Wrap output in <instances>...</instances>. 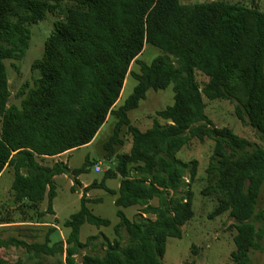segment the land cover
Masks as SVG:
<instances>
[{"label": "trees", "instance_id": "16d2710c", "mask_svg": "<svg viewBox=\"0 0 264 264\" xmlns=\"http://www.w3.org/2000/svg\"><path fill=\"white\" fill-rule=\"evenodd\" d=\"M48 14L61 18L42 57L32 64L39 77L21 89L19 105H9L5 61L24 59L31 26ZM146 44L163 52L150 65L139 60ZM134 63L140 73L131 70ZM129 75L137 86L117 107ZM198 75L207 81L201 84ZM172 85L174 103L156 113L150 129L142 132L130 125L129 112L150 89L163 91ZM205 98L233 103L237 118L260 134L263 145L250 151L252 142L230 128H216L205 112ZM109 116L118 119L110 144L121 143L118 135L127 125L133 145L130 153L117 155V164L101 184L85 188L86 193L97 187L116 196L120 221L104 253L75 261L94 239L80 241L85 224L111 226L92 213L86 196L80 211L63 223L71 230L66 252L63 244L50 246L49 234L43 243L0 240V249L24 248L36 259L33 264L65 253V264H162L167 239H181L182 227L195 216L191 193L180 195L188 185L187 175L195 181L199 164L177 155L192 140L208 139L214 146L202 193L217 201L213 218L228 213L234 220L236 249L230 264H250L254 251H264V235L256 225L263 217L257 205L264 184V11L223 1L184 5L181 0H0V178L13 170L16 204L37 210L48 198L46 213L55 214V177L71 176L78 183L93 162L87 159L71 170L63 162L44 166L37 159L92 144ZM118 178V190L106 186L108 179ZM153 200H158L157 206ZM134 206L142 210L130 220L124 210ZM1 209L0 225L12 223L1 218ZM33 221L23 223H44ZM0 264L9 263L0 258Z\"/></svg>", "mask_w": 264, "mask_h": 264}, {"label": "rangeland", "instance_id": "374dc122", "mask_svg": "<svg viewBox=\"0 0 264 264\" xmlns=\"http://www.w3.org/2000/svg\"><path fill=\"white\" fill-rule=\"evenodd\" d=\"M223 1L229 4H240L246 7L257 8L264 11V0H181L184 5H194L204 2ZM61 16L56 14H48L46 20L31 26L30 47L26 56L21 61L6 60L9 89L11 93L9 105H19L21 89L26 85H33L34 81L39 77V73L32 69L35 60L42 57L46 40L52 35L54 23ZM163 55L162 50L152 46L145 45L143 53L139 60L151 64L158 56ZM171 60L174 58L171 57ZM131 70L140 73V65L134 63ZM198 81L202 84L207 79L202 75H198ZM137 81L128 76L120 100L117 107L133 94ZM206 104V114L214 123L216 128H230L236 135L252 142L253 146L248 150L255 149L258 145H263L260 140V134L248 125H244L235 115V105L228 101H209L204 99ZM174 103L173 85L163 91H154L150 89L147 92L146 99L141 101L137 109L130 111L128 114L130 125L145 132L153 125V120L158 111L164 110ZM118 119L115 116H109L107 123L101 128L96 139L92 144L81 147L72 151L68 156L61 160L66 162L71 170L79 169L85 161L89 159L93 162L89 171L80 176L76 183L71 176L55 177L56 198L53 201V209L55 214H47L48 198L40 204L37 210L22 208L16 204L12 184L14 181L13 170L8 169L0 178V207L1 218L10 219L12 223L0 226V240L8 241L10 239L24 240L27 243L39 242L43 243L47 235L51 241L50 246L63 244V250L66 252V241L70 234V229L63 226V223L70 220L73 215L77 214L81 209V198L86 196L90 203L88 206L92 213L111 222L110 227L97 228L90 224H85L81 228L80 241L87 243L90 238H94L89 242V247L81 249L75 256V261L80 263L86 254L102 255L106 250V240L113 241L116 238L114 227L119 223L117 216L118 208L115 205L116 196L107 192L105 189L93 187L86 193L83 185L88 186L94 183L101 184L104 181L105 174L108 170L114 169L117 164V155L130 153L133 145L132 136L129 132V126L123 125L119 132L118 138L121 143H111L112 137L116 133ZM113 148V157H110L108 146ZM213 142L206 139L200 142L196 139L177 155V158L186 162L197 161L199 164L198 175L194 182L187 175L185 182L188 184L183 188L181 195L187 197L188 192L191 193V202L195 216L191 222L182 227L183 236L181 239L168 238L166 241L165 254L162 264H230L232 261V253L235 251L234 237L236 230L233 227L234 220L228 213L213 218L217 201L214 197H205L202 193L205 188L204 173L206 166L213 151ZM38 162L44 166H53L59 159H43L38 158ZM96 165H100V172H96ZM106 186L111 190H118L120 183L118 179H108ZM73 186V187H72ZM158 200H153L152 205L157 206ZM142 207L134 206L124 210L127 218L134 220L141 212ZM257 212L262 213L261 222L256 223L258 229H261L264 235V184L261 189L260 197L257 205ZM38 213H44L42 217H38ZM155 219V216H146ZM38 220L48 225L47 227H35L38 225L23 223V221ZM33 221V222H34ZM52 226V227H51ZM50 228H56V231L50 232ZM126 237V231L123 230ZM126 242V239L124 240ZM264 247V238L262 240ZM65 254H57L48 256L43 259V264H65ZM0 258L6 260L9 264H33L36 259L24 248L0 249ZM250 264H264V251H254L251 254Z\"/></svg>", "mask_w": 264, "mask_h": 264}, {"label": "crops", "instance_id": "0c3cea01", "mask_svg": "<svg viewBox=\"0 0 264 264\" xmlns=\"http://www.w3.org/2000/svg\"><path fill=\"white\" fill-rule=\"evenodd\" d=\"M72 153V151L71 152H67V153H65V154H63V155H61V156H57V157H53V158H46V159H59V160H56V163L57 162H63V163H65V164H67L66 162H64V161H62L61 159L63 158V157H65V156H68V155H70ZM68 165V164H67ZM60 176H66V177H68L67 175H60ZM69 178V177H68ZM80 178V177H79ZM79 178H78V181H80L79 180ZM54 182H55V179H54ZM81 183V185H83V189H85L86 187H87V185H85V184H83L82 182H80ZM73 187V186H72ZM118 188H119V186H118ZM55 212V211H54ZM55 218H57V215H56V212H55ZM35 225H38V226H35V227H47L48 225H51V224H47V223H42V224H35ZM0 226H4V225H0ZM52 227V226H51Z\"/></svg>", "mask_w": 264, "mask_h": 264}, {"label": "built area", "instance_id": "2783aa9c", "mask_svg": "<svg viewBox=\"0 0 264 264\" xmlns=\"http://www.w3.org/2000/svg\"><path fill=\"white\" fill-rule=\"evenodd\" d=\"M101 168L100 165H96V172H100Z\"/></svg>", "mask_w": 264, "mask_h": 264}]
</instances>
